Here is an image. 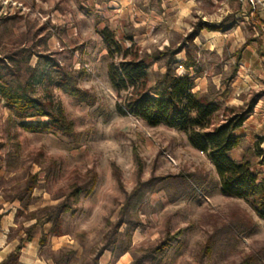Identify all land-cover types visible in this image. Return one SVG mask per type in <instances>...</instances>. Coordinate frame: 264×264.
I'll return each mask as SVG.
<instances>
[{
  "label": "rangeland",
  "instance_id": "374dc122",
  "mask_svg": "<svg viewBox=\"0 0 264 264\" xmlns=\"http://www.w3.org/2000/svg\"><path fill=\"white\" fill-rule=\"evenodd\" d=\"M123 3L0 0L1 72L10 69V73L21 75L23 82H33L46 68L44 57L48 56L74 70L79 86L95 97L92 104L80 103L54 89V96L75 124L76 135L18 129L22 156L16 168L6 160L12 148L7 140L6 102L0 97V262L24 241L20 264H92L97 257L99 264H134L138 260L141 264H239L244 260L264 264V220L244 201L221 194L213 166L190 147L186 135L165 127L150 128L117 112L116 104L122 98L110 84L108 50L101 35L108 29L124 49L135 45L134 50L148 65L152 85L165 73L163 62H156L154 53L177 48L199 20L237 21L225 33L202 31L194 40L193 55L199 65L197 79L207 82L205 92L212 87L223 107H239L264 90V26L240 14L233 17L231 0ZM249 9L264 21L263 8ZM248 39L250 44L254 40L262 67L253 72L242 69L240 58L237 74L230 79L236 51ZM182 58L186 59L184 51L177 55L179 62ZM180 66L177 72L185 75L186 68ZM35 68L39 73L33 79ZM240 70L257 87L236 96L238 105H226ZM3 82L0 80V85ZM44 89L42 82L36 87V96L43 97ZM260 100L264 101V96ZM263 147L260 156L251 157L255 165L264 159ZM135 148L142 161L141 176ZM113 164L119 169L124 192L114 177ZM34 176L38 185L30 190ZM162 176L170 178L160 181ZM140 181L146 185L131 201V210L141 227L132 231L125 224L113 237L116 243L108 244L107 220L112 225L118 221L126 197ZM73 184L84 186V192L73 212L63 216L62 234L49 235L51 223L43 220L27 241L29 228L36 224L30 215L43 217V209L65 200ZM6 211L11 220L5 221L2 230ZM181 231L163 256L143 254L144 249L162 245L167 234Z\"/></svg>",
  "mask_w": 264,
  "mask_h": 264
},
{
  "label": "trees",
  "instance_id": "16d2710c",
  "mask_svg": "<svg viewBox=\"0 0 264 264\" xmlns=\"http://www.w3.org/2000/svg\"><path fill=\"white\" fill-rule=\"evenodd\" d=\"M231 3L232 16L235 17L242 12L243 5L238 0H231ZM227 20L224 19L221 22L199 20L177 48L166 47L163 51L154 53L152 55L154 60L163 62L165 73L158 77L152 85L149 84L148 65L145 59L141 58L134 50L135 45L124 49L115 40L114 35L108 29H104L101 31V35L108 50V77L117 96L122 98V102L116 104L117 112L120 115L133 116L150 128L165 127L178 133H184L190 147L204 155L213 166L219 180L221 194L244 201L260 219L264 220V181H259L253 171L255 164L251 161V157L255 158L261 155L264 138H259L253 147L246 148L243 160L236 161L231 156L233 150L244 143V138L237 136L236 131L254 113L258 100L264 96V90L256 93L239 107H223L218 100L219 95L212 87L207 92L195 91L199 65L193 55L194 40L204 30L225 33L237 25V21L227 24ZM250 21L260 27L262 25L259 19L252 14ZM248 44L249 41L238 51L237 62L232 69L230 79L235 78L239 69L238 62L241 53ZM183 51L186 53V59L179 62L177 55ZM44 58L46 68L33 82H23L21 75L10 73V69L7 70L8 72H1L0 68V80L4 81L0 85V97L6 102L7 140L12 148L8 151L6 160L8 165L10 164L14 168L19 166L17 164L22 156L18 129L21 128L32 133H59L67 137L76 135L75 124L69 120L62 103L54 96V89L80 103L92 104L95 101V97L90 91L79 86V77L74 70L48 56ZM178 65H182L187 71L193 70L195 75L191 76L189 73L180 75L177 72ZM38 70L34 69L33 79L39 73ZM11 76H15L16 80H12ZM42 82L45 83L44 95L43 97L36 96V87L41 86ZM134 150L139 166L138 176H141L142 161L138 149ZM258 163L264 164V161ZM112 170L120 189L124 192L120 172L115 164L112 165ZM176 177L183 178L180 175ZM159 178L160 181H164L170 176ZM30 185V190L38 185L36 176L32 177ZM145 185L140 181L126 197V204L115 224L112 225L107 220L108 233L105 235V239L108 244L116 243L117 240H114L113 237L119 234V230L125 224L130 226L132 231L141 227L142 223L138 216L131 210V201L140 195ZM71 189V193L65 200L55 206L45 207L43 217H37L34 213L30 215L31 220H35L36 224L29 228L28 233L30 234L27 241L32 240L31 233L39 227V223L43 220L51 223L49 235L59 236L62 234L63 216L73 212L80 203L84 186L73 184ZM109 224L110 229L108 228ZM182 233L181 231L174 235L167 234L162 245L144 249L142 250L143 254L145 256H163L169 243L176 240ZM23 243L24 241L0 264H20ZM44 244L45 241L42 240L41 245ZM206 252H209V247H206ZM92 264H99V258H95ZM134 264L141 263L138 260ZM239 264H249V261L244 260Z\"/></svg>",
  "mask_w": 264,
  "mask_h": 264
},
{
  "label": "crops",
  "instance_id": "0c3cea01",
  "mask_svg": "<svg viewBox=\"0 0 264 264\" xmlns=\"http://www.w3.org/2000/svg\"><path fill=\"white\" fill-rule=\"evenodd\" d=\"M119 3L124 4L123 2L128 1V0H117ZM244 5V4H242ZM118 6V12H121L122 8L119 10ZM242 9V12L240 13V17H246L247 20L250 22V15L252 12H250V6L244 5ZM124 8V7H123ZM262 26H264V21L261 19ZM174 22V21H173ZM175 23H173V26ZM132 40V39H130ZM248 41H250L248 39ZM247 42V40L245 41ZM251 44L249 43L246 48L243 49V52L241 53V61H240V67L242 66V69H247L248 71L253 72L257 68H261L262 64L259 60L258 54L255 53V46L253 45L254 40H251ZM238 54V50L236 51ZM236 54V55H237ZM252 59V60H250ZM179 60H185V58L179 59ZM252 63L254 66H252ZM186 73H189L191 76L195 75V72L193 70L187 71ZM264 80V79H262ZM196 91H202L205 92L207 89V82L201 79H197L195 82ZM251 87H257L254 86L252 83L251 79L248 76H245V73L240 72L238 73V77L234 84L232 85V94L231 96L226 100V105H238L240 101L236 99V96H238L240 93L248 90V88ZM237 136H241L244 138V143L242 146L236 148L233 150L231 153V156L234 160L236 161H241L245 157V150L247 147L251 148L256 142V139L258 138H264V101L260 100L255 107L254 113L246 120V122L243 124V126L236 131ZM264 150V147L262 148ZM263 158V157H262ZM264 161V159H262ZM214 170V168H213ZM253 171L254 173L258 176L259 181H264V164H259L257 163L256 165L253 166ZM215 172V170H214ZM8 214V215H7ZM10 213L6 211V216H3V222L2 224V230L5 229L7 225H5V221L11 220L9 219ZM10 226V225H8ZM18 247V246H17ZM16 247V248H17ZM23 248V247H22ZM16 250V249H15ZM14 250V251H15ZM14 251L10 252L8 256L13 253ZM8 256L2 260L0 263L5 261ZM124 259H120V262L123 261Z\"/></svg>",
  "mask_w": 264,
  "mask_h": 264
},
{
  "label": "built area",
  "instance_id": "2783aa9c",
  "mask_svg": "<svg viewBox=\"0 0 264 264\" xmlns=\"http://www.w3.org/2000/svg\"><path fill=\"white\" fill-rule=\"evenodd\" d=\"M240 3L244 4V5H248L250 7H261L264 9V3L261 0H238ZM183 67L180 66V69H182Z\"/></svg>",
  "mask_w": 264,
  "mask_h": 264
}]
</instances>
